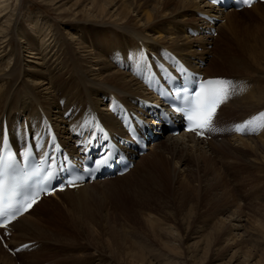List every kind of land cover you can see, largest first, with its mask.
Instances as JSON below:
<instances>
[{
	"label": "bare ground",
	"instance_id": "bare-ground-1",
	"mask_svg": "<svg viewBox=\"0 0 264 264\" xmlns=\"http://www.w3.org/2000/svg\"><path fill=\"white\" fill-rule=\"evenodd\" d=\"M12 1L17 2V0H0V126L4 122V118L9 122L13 121L19 112L33 118L34 115H39L38 112L42 110L53 116L54 125L60 133H63L66 130L61 127V124L65 122L63 114L75 106L84 110L85 106L89 104L91 108L100 112L102 119L110 128L119 129V125L109 114V101L108 105H103L104 107L101 106L103 104L101 102L114 94L118 100L132 106L131 100L134 97H145L146 93L151 92L146 91V88L131 71L141 60L138 41L143 42L150 52H155L164 57V50L168 49L189 63H193L201 55V52L197 54L194 50L195 43L209 44V41L204 37L209 38L211 36L208 34L203 36L201 34L203 31L199 34V39H191L186 31L183 29L182 32L178 31L172 25V20L183 19L189 10L198 11L196 13L198 23L193 27L195 31L203 29L205 32L209 29L211 25L208 24L207 16L220 17V21H223L224 17L226 18L225 25L220 28L227 31L228 37L224 42L228 46L223 53L227 55V52H229V55L224 58L220 54L211 63L216 65L224 61L231 63L237 60L245 64L247 61L249 65L259 68L264 74V3H256L249 8L261 13L260 20L256 24V30L238 39L235 32L237 27L232 25V20L241 11L230 10L226 14L222 11L215 15L216 10L208 1L90 0L91 9H94L97 13L89 17L77 18L73 21L74 24L70 25H57L58 18L61 17L58 14L62 11L61 4H58L61 0H29L41 4H37L38 8H32L35 9V12H32L29 7L26 8L25 5L16 7ZM40 7L44 8L45 10H43L46 13H54L56 16L44 15ZM249 9H243L242 11ZM105 11L106 13L103 15ZM220 36L221 34H219ZM127 39L131 40L128 43V48L117 46L118 43L116 42H124ZM132 41H135V46H132ZM234 45L237 54L231 56L234 53L232 52ZM120 46L126 47L125 43L120 44ZM136 52L138 53L137 56ZM120 58L127 60L128 64L120 63L119 67ZM206 75L215 76L216 74L207 73ZM225 75L227 74L222 76ZM238 77H241L242 82H239L244 87L241 93L246 92L243 99L239 101L238 106L247 110L249 107L251 109L249 111H252V113L263 108L264 82L262 81L264 76H258L257 78L249 75ZM248 79L254 83L252 90H249L252 86L248 83ZM238 93L231 99L232 109L235 105L237 106ZM154 98L157 99V97ZM59 100L60 104L63 105L62 107L58 104ZM225 108L226 117H229L230 108L228 106ZM224 122H230L229 118ZM261 127L253 126V132H260L256 136H252L253 138L251 136L241 137L237 134V146H231L225 139V141H220L218 151L230 152L224 157L232 159H237V156L249 157L251 160L257 159L264 163V129L262 130ZM184 138L196 145L203 144L207 140L191 134H181L179 137L169 135L163 143H154L149 148L150 151L142 155L136 166L130 169L128 173L114 179L94 180L73 190L65 189L62 192H55L51 197L58 198L59 195H62L65 199L64 202H66L64 204L67 206L68 203H78V197L75 198L78 194L82 197L80 199L82 202L88 200L90 194L87 189L90 186L96 187L106 183L119 184L117 189L120 194L124 192L126 197L134 194L138 197V205L149 207L152 197L158 195L157 190L164 193L166 191L173 192V188L170 186L173 183L178 184L179 189L186 190L190 187L191 182L198 177L196 170L197 168L200 169L199 167L195 166L184 170L180 168L188 159L186 157L187 149L185 148H188V145L182 143ZM204 161L208 162L207 159H204ZM171 164H176V174L171 172L173 169ZM225 167L227 166L225 165ZM231 169L232 166L229 170ZM179 170L180 173L178 174ZM136 172L141 174V179L136 181V178H134L135 182L133 181V183L129 180L131 179L129 175ZM222 176V173H217V179L220 177V180H222ZM124 184L129 185L130 191L124 189ZM150 186L154 189L146 190ZM225 189V192H223L226 194L228 189L227 187ZM45 199L38 201L28 213L11 224V229L15 230L12 238H18V241L20 240L23 243L33 238L36 240L51 238L55 244L67 246L65 243L72 240L74 234L67 241L65 233V235L60 234L55 229L46 231L44 217L35 216L32 218L33 213L31 211H36L37 205H42ZM80 206L82 205L80 204ZM234 219L237 220L238 224L241 222L240 217L237 215ZM153 224L152 222L150 225ZM240 226V224H233V228H239ZM233 228H231V231ZM199 232V229L193 232L191 238L195 235V237H198L197 233ZM260 237L264 240V234ZM198 244V242H195L185 246L187 257L194 258L196 251L199 250ZM207 244L210 243L207 242ZM131 255L135 256L134 254ZM142 257L143 254L140 256L141 260ZM133 258L130 261L136 262ZM143 259L145 258L143 257ZM11 260L12 257L0 245V264H12Z\"/></svg>",
	"mask_w": 264,
	"mask_h": 264
},
{
	"label": "rangeland",
	"instance_id": "rangeland-1",
	"mask_svg": "<svg viewBox=\"0 0 264 264\" xmlns=\"http://www.w3.org/2000/svg\"><path fill=\"white\" fill-rule=\"evenodd\" d=\"M23 2L24 0L21 2L20 0L12 1L16 7L25 5L26 8H31L32 12H35V9L32 8H38L39 2L37 1L25 0ZM58 4H61L62 11L58 14L61 17L58 18L57 25L74 24L73 21L77 18L89 17L97 13L91 9L90 0H61ZM40 8L42 9V7ZM44 10V15L56 16L54 13H46ZM197 12L189 10L186 18H183L184 20L174 19L172 25L178 31L182 29L186 31L191 39H199L200 35L196 36L190 33V28L193 29L194 25L198 23ZM254 12H256L255 9L241 11L238 16L233 18L232 25L237 27L235 29L236 38L241 39L256 30V24L260 20L261 13ZM105 13L106 11L103 15ZM225 22L226 18L224 17L220 25L213 24L217 26L216 37L214 39L212 36L204 37L209 41V44L195 43L194 50L197 54L201 52L199 57L205 60L204 71L206 73H214L215 76L227 74L226 77L230 74L231 86L235 90L233 96L239 92L237 96L238 106L239 101L246 94V92L241 93L244 87L240 83L242 82L241 77L238 76L249 75L257 78L264 76V74L259 68L252 67L247 61L243 64L235 60V57V61L231 63L225 61L216 65L211 63L220 54L224 58L229 55V52L227 55L223 53L228 46L224 42L228 35L227 31L220 27L225 25ZM202 31L204 30L202 29ZM219 34H221L220 37ZM202 35L206 36L207 34L203 33ZM129 41L131 40L127 39V41L116 43L120 48H128ZM123 43L126 47L120 46ZM133 45L135 46V41L132 43ZM235 45L232 48L234 53L231 56L237 54ZM239 58L241 59L240 55ZM120 63H127V60L120 58L119 67ZM248 83L252 86L249 90H252L254 83L250 80ZM239 94L242 96L240 97ZM108 101L109 98H105L101 102L103 103L101 106L108 105ZM230 102L227 105L230 108V115L226 117V119L229 118L230 122L235 120L249 121L253 117H258L259 113L264 112V107L257 110L258 112L254 111V113L249 111L251 110L249 107L247 110L235 105L232 109ZM58 104H60V100ZM60 106L63 105L60 104ZM225 109V107L222 108L221 113L225 114ZM223 114H220L219 117L224 122L226 119L221 118ZM48 116L54 123L53 116ZM261 123L264 124V121L256 120L252 128L253 126L261 127ZM261 129L263 130L264 126ZM258 133L260 132L239 136H251L253 138L252 136H256ZM180 135H173V137ZM236 135L237 133L223 138L207 139L205 143L200 145L186 141L187 139L184 138L182 143L188 145V148L185 147L188 159L180 168L184 170L197 166L200 168L196 170L198 177L191 182L190 187L186 190L179 189L176 183L170 185L173 192L166 191L164 193L157 190L159 197H152L149 207L138 205V197L134 194L128 197L125 196L124 192H121L124 195L120 194L117 189L119 184L106 183L96 187L90 186L87 189L90 194L88 200L82 202L80 200L82 197L78 194L76 197L74 196L75 198L78 197V203H68L67 206L64 204L66 202H64L65 199L62 195H59L58 198L47 197V200H43L42 205H37L36 211H31L33 213L32 218L35 216L44 217L46 231L55 229L60 234L65 233L67 241L74 234L72 240L65 243L67 246L55 244L51 238H48L49 240L33 238L34 241H25L31 243L30 247L34 246L33 250H29V247L19 252L20 254L17 255L19 257L14 259L1 243L0 245L12 257V264H20V261L24 264H264V240L260 237L264 234V163L257 159L251 160L249 157L237 156V159L224 157L230 152L218 151V144L224 139L231 146H237ZM168 136L165 135L154 143L160 142L161 144ZM151 146L148 147L145 154L150 151ZM221 156L222 158H220ZM140 157L135 160L134 166ZM204 159H207L208 162ZM171 166L173 168L171 172L176 174V164H171ZM231 166L232 169L229 170ZM217 173H222V180L220 177L217 179ZM140 175L137 172L133 173V175H129L131 178L129 180L132 182L134 178L136 181L140 180ZM123 187L129 190V185L124 184ZM226 187L230 192L227 190L225 194ZM153 189L154 187L150 186L146 190ZM221 195L223 196L221 197ZM52 207L54 208L52 209ZM58 215L60 216L58 217ZM236 215L241 220L239 228H233V224L239 225L236 222L238 218L234 219ZM152 222L154 224L150 225ZM231 228H233L232 231ZM198 229L200 231L197 233L198 237L195 235L191 238L192 233ZM228 232L230 233L228 234ZM13 241L15 245L23 243L18 241V238H14ZM195 242L199 243V250L196 251L194 258H189L185 246ZM141 254L145 259L143 257L142 260L140 259ZM132 257L136 262L130 261Z\"/></svg>",
	"mask_w": 264,
	"mask_h": 264
},
{
	"label": "snow or ice",
	"instance_id": "snow-or-ice-1",
	"mask_svg": "<svg viewBox=\"0 0 264 264\" xmlns=\"http://www.w3.org/2000/svg\"><path fill=\"white\" fill-rule=\"evenodd\" d=\"M245 3L250 6L251 0H245ZM231 84L228 80L209 79L201 80L198 91L187 86L182 89L177 101L180 106L176 111L182 112L186 117L189 131L202 135L204 130H210L219 105L228 98ZM256 120L264 121V112L259 113L258 117L237 124L235 131L244 133ZM49 146L54 149L59 147L54 143ZM43 147L39 143L35 145L37 150ZM32 149L33 145L28 144L23 152L14 154L10 149L7 133L0 132V228L7 229L9 224L29 211L37 202L39 191L56 179L57 172L62 167L63 161L57 164V158L52 153H41L37 163ZM17 155L21 159H17ZM111 155L108 152L95 161V169L85 171L91 176L94 171H99L108 163ZM80 178L82 177L76 179ZM69 183L75 186L74 181Z\"/></svg>",
	"mask_w": 264,
	"mask_h": 264
}]
</instances>
